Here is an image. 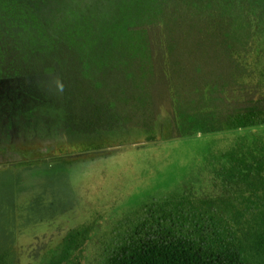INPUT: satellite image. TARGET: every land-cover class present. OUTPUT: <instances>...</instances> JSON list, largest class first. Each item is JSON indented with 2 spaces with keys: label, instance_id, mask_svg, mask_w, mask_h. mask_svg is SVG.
<instances>
[{
  "label": "trees",
  "instance_id": "obj_1",
  "mask_svg": "<svg viewBox=\"0 0 264 264\" xmlns=\"http://www.w3.org/2000/svg\"><path fill=\"white\" fill-rule=\"evenodd\" d=\"M263 63L264 0H0V80L57 75L69 143H143L108 201L59 173L21 212L2 172L0 264H264Z\"/></svg>",
  "mask_w": 264,
  "mask_h": 264
},
{
  "label": "rangeland",
  "instance_id": "obj_2",
  "mask_svg": "<svg viewBox=\"0 0 264 264\" xmlns=\"http://www.w3.org/2000/svg\"><path fill=\"white\" fill-rule=\"evenodd\" d=\"M254 78L257 79V82L264 81L263 65L259 67L258 73L254 75ZM60 83L59 77L53 75L31 80L30 87L42 92L41 95L44 100H51L57 106H60L62 103ZM38 108H33V112L27 115L29 130L27 135L28 139L26 138L25 141H19L16 138H9L10 135L8 134V131L10 128L12 130L14 124L12 122L7 123V121H3V123L0 122V127L1 125H5L7 134L4 136L1 134L2 131L0 130V173L9 169L13 175L17 176V178L19 177L18 180L12 179V182L15 185L16 203L21 212L28 206L34 197L41 195L44 191L43 186L45 185V177L42 175V171L46 170L45 168L47 165L45 161H57L58 163H56L54 167L57 170L65 171V163L60 162L62 158L63 160L65 159L66 161L71 162L74 158H84L89 156H85L86 151L84 149H72L61 146L62 144L59 142L60 139H58L59 135L54 130L51 131L49 136H45L44 130L42 131L35 126V120L37 115L41 116L46 113L54 114L55 111L48 106H46L44 110ZM39 125H42L41 122H39ZM34 127L37 128V131H33L35 130ZM169 129L165 130V126L161 127V133L158 136V143L156 144L161 145L162 143L174 141L172 132ZM121 143L123 146L116 151L117 153H115L114 156L122 157L123 161L129 168V166H133L132 163H134V154L131 152L139 149L143 145L142 139L136 140L129 138L124 139ZM2 178L3 177H0V179ZM0 188V191L5 190V184L0 182ZM114 188V181L106 182V180L100 179L96 184L94 183V186H91L90 189H85L83 186H80V190L87 195L84 196L83 199H91L90 197L95 195L99 200L105 201H108L112 196L111 193ZM89 191H92L93 195H91ZM21 212L19 211V216H21ZM85 216L86 215L79 210L71 211L59 219L40 224L33 229L21 231L18 234L16 246L20 255H22V263L30 256L32 246L40 243V241L46 242L50 245L55 244L65 231L77 225V223Z\"/></svg>",
  "mask_w": 264,
  "mask_h": 264
},
{
  "label": "water",
  "instance_id": "obj_3",
  "mask_svg": "<svg viewBox=\"0 0 264 264\" xmlns=\"http://www.w3.org/2000/svg\"><path fill=\"white\" fill-rule=\"evenodd\" d=\"M31 80L34 79L0 80V122H12L14 125L10 134H8L12 136V139L15 138V136L21 135V139L25 141L29 130L27 115L33 112V108L37 109L39 107L44 110V108L48 106L55 111L54 114L46 113L41 116L37 115L35 120L37 125L35 124V126L42 131L44 130L45 136H49L51 131L54 130L58 133L59 137L64 139L67 127L63 93L62 103L60 106H57L51 100H44L41 95L42 92L30 87ZM39 122H41L42 125H39ZM36 127H34L35 130L33 131H37ZM0 130L2 131L1 134L4 136L7 135L5 125H1Z\"/></svg>",
  "mask_w": 264,
  "mask_h": 264
},
{
  "label": "flooded vegetation",
  "instance_id": "obj_4",
  "mask_svg": "<svg viewBox=\"0 0 264 264\" xmlns=\"http://www.w3.org/2000/svg\"><path fill=\"white\" fill-rule=\"evenodd\" d=\"M58 139H60L59 142H61L62 144L61 146H65L67 148H72V149L74 148L84 149L86 151L85 156L86 155L89 156L84 158H74L71 160V162H68L65 159L63 160L62 158L60 162L65 163L64 164L66 165L65 171L57 170L54 167V165L58 163L57 161L56 162H53V160L45 161L47 165L45 168L46 170L42 171V175L45 177V183H48L47 181L48 177H53V176L58 177V174L62 173L69 176V178L70 177L76 178L79 176L88 178V180L92 182V186H94V183L96 184L99 179L105 180V178H108L111 174H113L115 171V167L119 166L120 163L123 161L122 157L114 156V154L117 153L116 151H118V149L123 146V144L119 141L112 139H105L98 145L87 146L83 144L69 143L67 135L65 136L64 139L61 137H58ZM132 164H134L133 166H136L135 162ZM131 166H129L128 168V166L126 165L124 172H128L131 169ZM7 171H8L7 173L8 179L9 177H11L13 180L19 179V177L17 178V176L12 174L11 170L8 169ZM121 176L122 174L118 175V177ZM87 182L85 184H87Z\"/></svg>",
  "mask_w": 264,
  "mask_h": 264
},
{
  "label": "crops",
  "instance_id": "obj_5",
  "mask_svg": "<svg viewBox=\"0 0 264 264\" xmlns=\"http://www.w3.org/2000/svg\"><path fill=\"white\" fill-rule=\"evenodd\" d=\"M10 132H11V128L9 129V134H10ZM14 136H15V135H14ZM9 138L12 139V136H9ZM15 138L18 139L19 141H20V140L22 141V139H21V135L15 136Z\"/></svg>",
  "mask_w": 264,
  "mask_h": 264
}]
</instances>
